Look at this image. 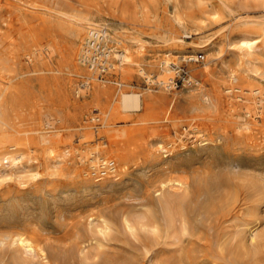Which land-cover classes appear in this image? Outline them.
Segmentation results:
<instances>
[{
    "label": "rangeland",
    "instance_id": "374dc122",
    "mask_svg": "<svg viewBox=\"0 0 264 264\" xmlns=\"http://www.w3.org/2000/svg\"><path fill=\"white\" fill-rule=\"evenodd\" d=\"M124 2L128 15L118 11ZM85 17L98 29L117 28L122 42L108 44L129 58L104 47L107 67L91 66L95 39L86 43ZM244 30L252 31L251 47L240 41ZM165 74L169 85L159 82ZM0 77V146L21 138L19 157L0 163L2 264L15 257L47 264L13 242L24 225L42 238L51 264H173L176 244L152 227L132 234L123 217L136 224L157 207L149 187L166 170L156 147L172 148L169 163L190 156L199 163L223 149L221 135L206 138L218 124L264 145L246 121L248 110L264 114V0H0ZM232 83L247 89L236 96L227 91ZM130 90L141 92V108L122 104ZM96 106L108 110L107 120ZM167 109L168 119H156ZM97 151L116 159L114 171L92 166ZM152 239L160 242L150 247Z\"/></svg>",
    "mask_w": 264,
    "mask_h": 264
},
{
    "label": "bare ground",
    "instance_id": "6f19581e",
    "mask_svg": "<svg viewBox=\"0 0 264 264\" xmlns=\"http://www.w3.org/2000/svg\"><path fill=\"white\" fill-rule=\"evenodd\" d=\"M118 11L124 15L130 14L126 2ZM84 19L89 24L87 44H91L94 38L98 42L94 41L93 45L100 43L111 50L112 45H109L108 41L122 42L117 28H113V33L108 32L106 28L98 29L93 26L90 17ZM250 33V30L242 31L243 36L240 39L247 47L253 45ZM86 51L87 49L83 52V58H86ZM111 51L120 61L129 58L126 48H112ZM171 68L172 62L169 58H163L162 69L169 73ZM142 71L145 73L144 69ZM168 78L170 77L165 74L159 78V82L169 85ZM87 87L88 81L81 84L82 90ZM248 87L250 91L257 90L252 85ZM227 89L228 92L241 96L247 88L243 84L232 83ZM120 100L126 108L138 109L143 103L141 92L135 90L122 91ZM94 109L98 114L101 113L105 120L108 119V110L98 106ZM247 112L250 117L246 121L250 127L264 134V114L256 118L253 117L255 112ZM169 114L167 109L164 115L156 119H168ZM197 125L195 123L194 127ZM210 129L213 131L209 130L206 138L214 140L217 136L215 134L221 135L223 149L199 163L194 161L196 156L169 163L163 158L173 151L172 148L156 147L160 170H166L165 174H158L149 187L156 194L157 207L149 214H144L136 224L124 216V227L132 234L138 229L148 230V227H152L151 231L163 237V242L170 239L171 243L177 245L175 251H178L173 264H247L248 259H252L250 264H256L254 262L257 257H264V145L256 147L259 143L248 141L251 135L236 131L228 125H213ZM19 142L21 138L15 137L0 146V163L3 159L15 160L19 157L20 154H13V151L18 149ZM125 158V155L121 154V160L125 161ZM97 164L112 171L117 167L113 156H106L100 151L95 152L92 157V166L96 167ZM102 222L99 231L106 235L111 226L106 217H103ZM12 236L13 242L20 248L37 252L47 264H51L48 255L38 247L42 238L35 231H30L29 226L18 227L12 232ZM83 240L82 234L79 242ZM154 242L158 243L160 240L152 239L146 244L150 243L152 247ZM53 250V257L59 258L61 254L58 249L54 247ZM13 264L30 263L21 257H15Z\"/></svg>",
    "mask_w": 264,
    "mask_h": 264
},
{
    "label": "built area",
    "instance_id": "2783aa9c",
    "mask_svg": "<svg viewBox=\"0 0 264 264\" xmlns=\"http://www.w3.org/2000/svg\"><path fill=\"white\" fill-rule=\"evenodd\" d=\"M102 33L103 31L101 32V34ZM89 49H90V52L88 54V57L86 58L89 64L93 67H97V66L99 67L100 65V67H102L103 69L106 68L107 63L109 62L108 57H107V49H105L104 46L100 43H98L97 45L92 44V46H89ZM97 50L98 51L100 50V51L98 53H95Z\"/></svg>",
    "mask_w": 264,
    "mask_h": 264
}]
</instances>
